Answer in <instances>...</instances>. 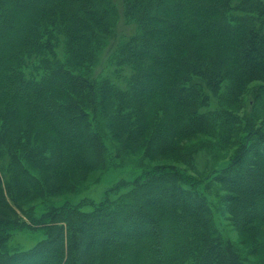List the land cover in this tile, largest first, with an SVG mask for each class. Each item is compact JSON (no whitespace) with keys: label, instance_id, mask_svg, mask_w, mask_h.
I'll list each match as a JSON object with an SVG mask.
<instances>
[{"label":"trees","instance_id":"1","mask_svg":"<svg viewBox=\"0 0 264 264\" xmlns=\"http://www.w3.org/2000/svg\"><path fill=\"white\" fill-rule=\"evenodd\" d=\"M0 264H264V0H0Z\"/></svg>","mask_w":264,"mask_h":264},{"label":"rangeland","instance_id":"2","mask_svg":"<svg viewBox=\"0 0 264 264\" xmlns=\"http://www.w3.org/2000/svg\"><path fill=\"white\" fill-rule=\"evenodd\" d=\"M117 8L119 9V12H121L120 4L117 5ZM133 33H134V26L126 22V20H124L123 18H121V14H120V18L117 22L115 34L109 41L110 45L108 44V46L103 49V52L100 55L99 63L95 67L94 75L96 77L108 76L111 78L112 82L114 83H119L122 86L125 84L126 78L129 76V72L125 68L120 69L117 66H115L111 61V56L113 55V52L115 50L116 43H118L121 40L127 39ZM129 156L131 158H127V160L124 163L118 164L117 168L110 169V171L104 174L98 182L89 185V188L78 197L79 198L87 197V198H92L94 200H99L102 198V194L104 190L107 189L109 186H111L114 182H117L118 180L121 179H130L131 176H133L135 173L140 171V168L143 165L149 163L148 160L144 159L143 162L142 160L140 161V165L137 164L134 165L132 164L133 159L134 160L139 158L141 159L139 153L131 152ZM211 160H212L211 154H208L203 151L200 152L198 156L199 162L197 161L199 171L207 168ZM168 161L171 160L158 159L154 162L158 164ZM94 178L95 175H93L90 181H87L86 183L93 181ZM216 219L219 221V223L222 221L218 214L216 215ZM220 227L222 228L221 225ZM227 233H228V237L232 241L234 242L238 241V236L232 229L227 228ZM40 238H41L40 236L34 234H18L14 237L12 244L18 245L23 249H28L29 247L33 246Z\"/></svg>","mask_w":264,"mask_h":264}]
</instances>
